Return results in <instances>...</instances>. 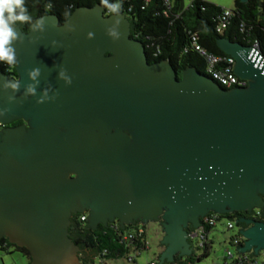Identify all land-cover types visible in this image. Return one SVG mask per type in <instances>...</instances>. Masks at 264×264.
Wrapping results in <instances>:
<instances>
[{"label":"water","instance_id":"water-1","mask_svg":"<svg viewBox=\"0 0 264 264\" xmlns=\"http://www.w3.org/2000/svg\"><path fill=\"white\" fill-rule=\"evenodd\" d=\"M117 18L113 40L107 28ZM41 19L45 31H34ZM14 27L23 37L13 45L18 77L0 69V125L24 123L0 128V240L28 248L30 264H78L76 213L87 212L93 229L160 224L164 264L194 253L188 229L207 214L264 210V59L251 45L218 39L248 80L225 88L193 66L178 77L170 61L150 62L129 17L99 4L63 22L49 13L28 31ZM33 68L39 86L25 98ZM5 80L21 84L11 102ZM228 219L247 225L239 250L264 257V220Z\"/></svg>","mask_w":264,"mask_h":264},{"label":"trees","instance_id":"trees-1","mask_svg":"<svg viewBox=\"0 0 264 264\" xmlns=\"http://www.w3.org/2000/svg\"><path fill=\"white\" fill-rule=\"evenodd\" d=\"M109 2L121 3V11L129 17L131 22V36L144 43L149 61H170L177 69L178 77L182 76V70L188 66H193L205 73L206 59L192 49L191 32H197L200 36V43L209 51L219 55H226L217 43L221 37L245 45H252L257 39L264 51V0H248L246 2L235 0L234 7L231 8L233 15L230 23L221 33L216 29V16L224 7L208 0H192L188 5L184 0H172L173 6L170 8L169 16L162 14L166 8L164 0H151L145 9L141 8L142 0H109ZM98 4L101 5V0H25L24 6L32 17V22H17L14 26L19 25L24 31H28L30 25L37 18L49 13L56 14L63 22L76 8L80 6L93 7ZM105 11L110 14L106 8ZM242 24H244V30H241ZM137 33L138 35H136ZM147 36H150V39ZM152 42L160 46V53L157 56L153 55L156 46H148V43L151 45ZM0 68L7 74L16 75V64L8 65L5 62H0ZM17 123L18 121L13 122V124ZM247 214L246 211L235 210L226 215H220V220L225 216L234 219ZM82 215L83 213L73 214L69 226L70 236L80 248L78 264H96L102 259H121L133 246L147 249L145 245V240L148 238L147 233L137 236V240L136 237L124 239V235L136 229L140 221L121 228L116 220L107 225L99 224L96 229H93L88 226L87 219H81ZM255 218L264 220V210L259 214L255 211ZM216 225H205V234L208 236V233ZM143 226L148 228V224ZM245 226H247L245 223L240 222L237 229L240 230ZM188 230L191 233L194 228L190 227ZM0 245L5 250L13 248L22 251L31 259L28 248L11 243L8 237H3L0 240ZM210 248L211 241L203 248V256L209 254ZM248 254L262 256L252 251H249ZM159 255L157 264H161ZM200 259L201 256L198 257V260ZM193 263L194 253L186 256L177 254L174 261L164 264Z\"/></svg>","mask_w":264,"mask_h":264},{"label":"built area","instance_id":"built-area-1","mask_svg":"<svg viewBox=\"0 0 264 264\" xmlns=\"http://www.w3.org/2000/svg\"><path fill=\"white\" fill-rule=\"evenodd\" d=\"M143 4L141 6L142 9H145L146 6L151 2V0H142ZM166 8L162 11L164 16H169L170 8L173 6L172 0H164ZM192 2V0H191ZM190 2V4H191ZM233 15V11L231 9L223 8V10L216 16V29L218 32H223V30L229 25L230 19ZM177 16V15H176ZM241 30H244V24L241 25ZM138 35V33L136 34ZM150 39V36H147ZM249 41V40H248ZM148 46H156L153 51V55L157 56L160 53V46L155 45L154 42L151 45L148 43ZM255 50H257L262 58L264 59V51L261 47L260 41L255 40L254 43L251 45ZM191 47L193 50L197 51L206 59V69L205 73L214 78L220 85L225 88H231L234 86H246L248 84V80L239 77L233 70V65L235 63L234 57L226 54V55H219L209 51L206 47H204L200 43V36L197 32H191ZM257 214L261 213V209H257ZM220 215L218 213H209L202 218V225L198 229H194L193 232L190 233L191 239L196 241L195 246L199 248H204L205 245L210 243L209 236L205 234V225H216L220 220ZM82 220L87 219V212L83 213L81 216ZM226 228L229 230H234L236 233L231 236L229 242L234 247L235 250L231 248H227L226 252V264H264V257L263 256H250L248 252L240 251V247L243 245L245 238L241 234L240 230L237 228L236 221H230L228 218ZM145 223L140 222L138 227L132 230L129 233L124 235V239H129L147 233L148 228L144 227ZM209 235V233H208ZM145 245L147 249L150 248L149 245V238L145 240ZM144 248H137L133 246L131 250L126 253L121 259L125 260L127 263H136V256H138ZM118 260V259H116ZM107 262V259H102L99 263L104 264ZM158 258H154L148 260L146 264H157ZM97 264V263H96Z\"/></svg>","mask_w":264,"mask_h":264},{"label":"clouds","instance_id":"clouds-1","mask_svg":"<svg viewBox=\"0 0 264 264\" xmlns=\"http://www.w3.org/2000/svg\"><path fill=\"white\" fill-rule=\"evenodd\" d=\"M25 0H0V62H5L8 65H15L18 63L16 50L14 43L18 40H22L23 37L17 32L14 25L19 23H31L32 17L28 14L27 8L24 6ZM101 5L108 10L109 13L119 17L122 5L119 2L110 3L109 0H101ZM50 7V5H49ZM120 19L117 18L114 24L107 28V35L113 40H118L121 36L119 29ZM34 31H45L44 19L38 20L33 24ZM67 31H73L72 25L66 26ZM93 33L89 32L88 37L93 38ZM53 45L56 46V41H53ZM41 72L39 68H33L27 72L28 78L31 83L25 86L24 97L36 95V89L39 86V79ZM59 79L63 80L66 84L72 83L71 77L66 74V70L61 68L59 72ZM3 89L11 90L13 95L8 97L11 102L15 99V93L19 91L21 84L20 81L5 80L2 85ZM48 89L44 90V96L37 100V103H43L47 98ZM51 99H55V96ZM7 110H0V116L4 115ZM256 211V210H255ZM222 215V214H221ZM225 218H229L226 217Z\"/></svg>","mask_w":264,"mask_h":264},{"label":"rangeland","instance_id":"rangeland-1","mask_svg":"<svg viewBox=\"0 0 264 264\" xmlns=\"http://www.w3.org/2000/svg\"><path fill=\"white\" fill-rule=\"evenodd\" d=\"M221 5L224 8L231 9L234 7L235 0H208ZM185 4H190L191 0H184ZM227 219L223 217L215 226L211 232V248L207 256H203L204 249L196 246L194 251V263L193 264H224L226 261L227 248L235 250L230 244L229 240L236 231L226 228ZM148 238L150 248L143 250L138 256H136V263L130 264H146L148 260L157 258L162 252L164 247L161 244L163 238V232L161 225L158 223H148ZM196 244V241H194ZM201 259L198 260V257ZM29 258L21 251L10 249L5 250L0 248V264H28ZM97 264H100L99 262ZM104 264H129L123 259H110Z\"/></svg>","mask_w":264,"mask_h":264},{"label":"flooded vegetation","instance_id":"flooded-vegetation-1","mask_svg":"<svg viewBox=\"0 0 264 264\" xmlns=\"http://www.w3.org/2000/svg\"><path fill=\"white\" fill-rule=\"evenodd\" d=\"M1 69V68H0ZM16 77H18V75H17V73H16V75H15ZM14 121H18V123L17 124H13V122ZM14 121H12L11 123H9V124H3V125H0V128H2V127H5V126H16V125H20V124H23L24 123V120L22 119V118H18V119H16V120H14ZM246 216H253V217H255V213H253V214H247ZM0 248H2V246L0 245ZM22 252V251H21ZM26 255V254H25ZM27 257H28V255H26ZM29 258V257H28ZM32 259V258H31ZM31 259L29 258V263L28 264H30V262H31Z\"/></svg>","mask_w":264,"mask_h":264},{"label":"crops","instance_id":"crops-1","mask_svg":"<svg viewBox=\"0 0 264 264\" xmlns=\"http://www.w3.org/2000/svg\"><path fill=\"white\" fill-rule=\"evenodd\" d=\"M211 232H212V231H211ZM211 232H209V235H208L210 241H212L211 238H210V237H211ZM211 243H212V242H211ZM211 246H212V244H211ZM209 252H210V251H209ZM224 264H226V261L224 262Z\"/></svg>","mask_w":264,"mask_h":264}]
</instances>
